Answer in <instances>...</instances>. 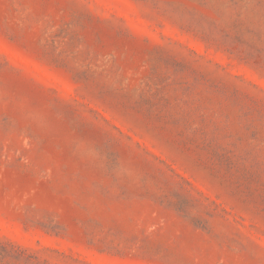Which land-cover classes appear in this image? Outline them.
Instances as JSON below:
<instances>
[{
  "label": "rangeland",
  "instance_id": "374dc122",
  "mask_svg": "<svg viewBox=\"0 0 264 264\" xmlns=\"http://www.w3.org/2000/svg\"><path fill=\"white\" fill-rule=\"evenodd\" d=\"M0 264H264V0H0Z\"/></svg>",
  "mask_w": 264,
  "mask_h": 264
}]
</instances>
